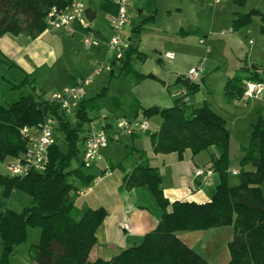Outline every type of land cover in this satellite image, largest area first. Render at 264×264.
Wrapping results in <instances>:
<instances>
[{"label":"trees","instance_id":"obj_1","mask_svg":"<svg viewBox=\"0 0 264 264\" xmlns=\"http://www.w3.org/2000/svg\"><path fill=\"white\" fill-rule=\"evenodd\" d=\"M73 1L0 0V36L24 33L35 37L45 29V19L52 7L68 9ZM244 1L232 0L238 5ZM96 9L114 15L117 6L114 0H88L85 17L91 21ZM235 16L230 23L232 30L248 26L253 17H258L261 21L259 31L264 34V12L252 8ZM141 28L142 24L132 29L133 40L120 59L121 74L134 76L136 82L155 78L153 74H141L132 68V58L142 59L144 56L135 41ZM246 72L251 75L242 77ZM110 74L114 76L113 70ZM244 78L264 81V65L261 73L243 66L227 78L223 97L228 104L241 95ZM176 80L182 81L189 93L198 89V84L183 77ZM26 83L23 80L11 88L20 89ZM102 94L103 91L89 99L80 98L74 115L75 127L70 126L66 115L56 105L49 104L43 94H36L34 87L32 92L21 93L15 102L0 107V160L21 157L26 148L21 129L37 125L47 115H54L56 130L63 131L68 144L66 153L61 152L56 142L48 148L49 161L43 170H32L24 176L0 173V190L4 197L13 190L31 197L30 206L19 212L0 201V264H11L9 257L25 241L29 227L39 229V240L29 247L28 253L31 261L38 264H210L182 242L179 234L220 226L232 228V237L227 243L230 257L226 264H264V115L251 125L248 147L243 149L240 169L233 175L237 181L232 183L228 173L230 132L225 119L208 104L186 113L184 97L176 99L170 107L142 109L146 118L160 117L158 129L149 134L152 150L154 153L176 152L180 155L185 149L195 154L215 146L219 155L210 159V168L219 179L215 192L205 203L173 201L169 204L160 189V174L139 154L141 158L124 173L120 188H148L162 208L160 220L145 234L141 243L122 249L109 260L88 259L96 243V232L107 212L103 207H97L87 208L79 214L71 194L78 190L74 180L88 186L96 178L86 172L87 168L78 157L80 144L83 146L87 136H83L87 131L85 124L91 122L88 112L96 109V98ZM132 153L133 150H129L123 160ZM73 160L77 162L74 167L71 165ZM117 166L122 167L123 162ZM169 205L170 209H167Z\"/></svg>","mask_w":264,"mask_h":264},{"label":"crops","instance_id":"obj_2","mask_svg":"<svg viewBox=\"0 0 264 264\" xmlns=\"http://www.w3.org/2000/svg\"><path fill=\"white\" fill-rule=\"evenodd\" d=\"M97 12L98 11L96 10L95 17L91 21L89 19L88 20L91 22L93 27L92 29L95 30L98 37L101 39V43L98 47L92 48V51L88 49L86 51L87 53H83L82 56L84 57H80L78 55L79 49L77 44L80 42L81 35V32L78 31V29L77 32L72 35H69L62 30H53L45 27V29L35 37L28 36L24 33L19 35L4 34L0 36V107H6L18 99L19 95L23 92L22 89L25 88V86H23L22 89H12L11 87L12 85L18 84L23 80L27 81L26 86L30 88V92H32V87H34L35 93L37 94L36 90L37 86L39 85V80L43 78V73L39 75V72L44 69L46 73H48L49 70L52 71L56 66H58L61 61L66 63L67 58L71 59L70 56L72 53L76 55V59L73 62V68L76 69V67L80 64L84 69L82 72H80L81 75L77 76L74 74L73 69L69 70L70 67L68 69L64 68L66 71V77H68L67 82H64L62 86L56 88V90L73 85L79 78L88 75L99 61L100 58L97 59V57L103 55L104 58L102 60L106 58L107 61H110L112 54L109 52L105 41H107L112 34L109 27V19L111 15L101 11V14H103L105 19L101 17L99 22L95 25L94 19L98 16ZM256 19L259 18L253 17L251 22H256ZM260 25L261 21L260 23H256L259 33L258 39L260 40V46H255L254 48H250V50H245L244 52L241 51V53L245 55L244 60L240 58L238 59L240 62L237 65H234L233 63L230 64V69H234V72H232L231 76H233L237 70L243 66L252 69L251 65H254L255 68L252 69L253 71L257 73L262 72V65H264V34H261L259 31ZM249 26L250 25L245 26L242 29L246 28L244 30H248V28H250ZM122 28L121 36L123 38L125 37L124 39L128 38L129 36L132 38V29L134 27L128 28L126 25H124ZM212 34L210 35L211 38L216 40V36L214 33ZM77 35H79L78 43L77 40H75ZM125 41H129L131 43L130 40ZM250 41L251 40H248V43H250ZM239 44L240 43L238 42V46ZM137 48L138 51H140L138 43ZM241 49L243 48L241 47ZM241 53L238 58L242 57ZM120 68L121 63L115 62V66L112 68L114 76H112L110 73H104L106 74L105 77H101L99 81H93V83H90L82 91L80 98L82 100L89 99L99 93L95 92L94 94L89 87H95L97 84L100 85V83H107L106 86H102L103 88L101 90V92L103 91L102 96H106V98H103V100H106L104 106H101L96 100V110H91L88 112L91 122L88 123L89 126L86 127L87 131L83 133V136L93 130L92 128L99 129V127H101L100 129H105L107 133H112L116 126L112 127L111 123L106 121L110 116L112 119L117 118L116 121L120 119L131 120L135 118L145 120L149 125V132L130 136L122 135L119 139L113 140L115 143L112 145L108 143L105 148L101 149V158L96 161V164H94V162L89 167V169L93 168V171H89L88 173L96 177L89 184V187L86 188L84 186H79L80 183L78 181H73L78 190L73 191L71 194V199L73 195L77 196L72 201L78 208L79 214L87 208L94 209L97 207H103L107 212L103 222L97 230L98 232H96V243L89 253L88 259L90 260H95L98 258L109 260L111 257H113V255L117 254L122 249L141 243L145 234L154 229L160 220V215H162L163 212L162 208L158 205L157 201L148 188L134 187L130 190H123L120 188L121 179L124 173L129 171L132 165L141 158L139 154H142V158L145 159L147 163L154 167L160 174V189H162L163 195L168 199L169 204H171L173 201H193L196 203H205V201L208 202L215 192L216 185L218 184L219 179L217 173L215 172H213L210 179L206 181L200 180L193 174L197 168H209L211 166L210 159L213 156L217 157L219 155V151L215 146H210L207 149H203L202 151L195 154H193L190 149H185L180 155L176 152H171L168 154L154 153L152 150L149 134L158 129L160 117L155 115L150 118H146L144 115H142V109L152 106H157L160 108L170 107L173 105V103H175L176 99L181 98L183 94L186 93V113H188L194 107L208 104V106H210L213 111H215L224 119L225 117L229 119V117L233 116L235 118V122H232L233 128H236L238 123L242 121L243 124L249 125L250 132L251 125L260 115H264V101L260 99H253L242 105H232L231 102L228 104V102L225 101L223 97V87L227 78L231 76H225L226 79L222 84L221 97H214L210 94V92L207 94L202 93L201 95H192L191 97V93L187 91L182 81L176 80L178 77H182V74L178 71L175 72L177 77L174 79L176 80V83H179L177 86L178 89H176L173 94L169 93V95H164L161 98L155 96L152 92H147V96L133 95L126 97L125 92L121 91L120 87H123L125 84L126 86L140 84L144 80L139 82H136L135 78H130L127 80L130 75L129 77L122 75ZM191 68L193 67L191 66L189 70ZM217 69H219V65L214 66L213 71L207 76L202 75L197 79L190 78L188 76L189 74L187 73L183 75L185 76L183 79L188 80V82L198 84L197 92H199L200 89H202L206 84L210 90L211 80L213 79L214 81V77H216L217 73L219 72ZM13 70L18 71L20 75H23V77L20 79L16 74H11V71ZM250 75V72H246L242 77H249ZM119 81L121 83H119ZM113 83L118 84L115 87H119V90L113 91ZM237 108H241V110L242 108H245V110H237L236 112L235 110ZM117 114H119L121 118ZM74 115L75 112L66 115L67 120H69V116H73L74 118ZM101 117L104 121L101 120ZM226 119L225 124L227 122ZM229 120L232 121L231 118ZM230 144L231 139L229 140L228 167V173L231 178L233 176L232 172L235 171L237 173L239 171L238 168L240 167L235 168L233 166V159H231L232 146ZM247 147V144L242 146L239 149L237 156H235V162L238 163V165L240 158L243 155V149ZM82 148L80 158L82 156ZM129 150H133L131 158L129 157L123 160ZM106 156L109 159L113 158V162H110L111 164L124 161L123 166L120 167L121 170L114 171L113 174H110L109 171L106 170V166L108 164V162L105 160L107 158H104ZM98 171L101 173L104 172V177L99 176V174H95V172L97 173ZM0 191L2 192V190ZM14 193L16 194L17 190H13L11 194ZM17 196H19V202L17 201L15 204H11L10 201L7 204V208L16 211L18 207L21 209V207L23 208L28 205L30 206V195L20 192L17 193ZM167 209H170V205L167 207ZM123 221L128 222L129 230L120 228V223ZM204 231L206 230L184 232L179 234V237L181 238L182 242H185L199 255L201 253L205 254L208 252L195 250L192 246L195 245L194 243H196V241L200 242L202 240L203 235L201 234ZM209 242L210 244L213 243L212 239L209 240ZM211 246L212 245H209V247ZM214 247L217 248L219 253L221 249L226 247V245L223 244L222 246V244L219 243L214 244Z\"/></svg>","mask_w":264,"mask_h":264},{"label":"rangeland","instance_id":"obj_3","mask_svg":"<svg viewBox=\"0 0 264 264\" xmlns=\"http://www.w3.org/2000/svg\"><path fill=\"white\" fill-rule=\"evenodd\" d=\"M81 1L85 5L88 3V0ZM252 8L264 11V0H245L243 4L239 5L238 3L232 2V0H220L217 4L212 0H130V7L127 9V20L125 25L128 28H131L142 24V28L139 30L138 37L135 41L138 43V47L144 55L142 59L132 58V68L141 74H153L155 78H145L140 84L127 86L125 84L123 87H120V90L125 92L126 97L133 95L147 96V92H152L155 96L162 98L164 95H169V93L173 94L174 91L178 89L177 86L179 83H176V80H174L177 77V74L175 73L176 71L180 72L182 77H185L183 75L189 72L188 70L191 66L196 67L199 63H202L201 65L203 66V71L201 76H207L213 71V67L216 65H219V69H217L219 72L216 77H214V81L213 79L211 80L210 90L206 84V87L204 86L199 92H191V97L192 95H201L202 93L207 94L208 92H210V94L214 97H221L222 84L226 79L225 76H231L232 72H234V69H230V64L233 63L234 65H237L240 62L238 60L240 58L244 60L245 55H243L241 51L244 52L245 50H250V48L252 49L255 46H260V40L258 39L259 33L256 26V23H260L259 19H256V22H251L252 24H249L250 28H248V30H244L246 28L242 29L239 27L235 31L228 32V29L231 27V21L234 17H236L235 14L246 13ZM96 10L98 11V16L94 19L95 25L99 22L101 17L105 19L103 14H101V11L98 9ZM150 16L153 17L150 18ZM212 33L216 36V40L211 38L210 35ZM78 37L79 35L75 37L77 43ZM121 38L122 40L132 41L133 33L132 38L131 36L126 39L122 36ZM81 39L82 35H80V42L77 44L79 49L78 55L80 57H84L82 54L87 53L86 51L88 49L83 47ZM199 39L204 40V43H200ZM248 40H251L250 43H248ZM238 42L240 43L239 46ZM241 47L243 49H241ZM89 49L91 51L93 50L92 48ZM166 52L174 53V58L171 60L167 59L165 56ZM240 53L242 57L238 58ZM70 57L71 59L67 58L66 63L61 61L58 66H56L52 71L49 70L48 73H46L44 69L39 72V75L43 73V78L39 80V85L36 90L37 94L43 93L44 96H47L50 93H53L56 88L61 87L64 82L66 83L68 77H66V71L64 68L68 69L70 67L69 70L73 69L75 75H81L80 72H82L84 68L80 64L76 67V69L73 68V62L76 59V55L72 53ZM98 58H100L99 61H102L104 57L101 55L100 57H97V59ZM91 73L92 71L84 77L89 76ZM11 74H16L20 79L23 77L22 74L20 75L19 72L15 70L11 71ZM105 76L106 74L93 76L91 83H93V81H99L101 77ZM130 78L134 79V76L130 75L127 80ZM120 81L119 83H121ZM106 84L107 83H100V85L97 84L95 87L89 88L94 94L95 92L100 93L103 88L102 86H106ZM117 85V83H113V91L119 90V87H115ZM22 88L23 87H21V89ZM22 91V93L26 95V93L31 90L25 85V88H23ZM103 98H106V96H98L96 98L101 106H104L106 101L103 100ZM237 110L244 111L245 108H242V110L241 108H237L235 111L237 112ZM119 114L117 115L120 116ZM226 118L227 117H225V119ZM230 118L232 121L229 120ZM116 119L117 118L112 119L110 116L106 121L110 122L112 127H115L116 122L118 121H116ZM229 119H226L227 122L225 125L230 131V145L232 146L231 159H233V166L238 168L240 165L235 162V156H237L239 149L242 146L248 144L249 125L243 124V122L240 121L237 127L233 128L232 122H235V118L231 116ZM101 120H103L102 117ZM69 123L71 127L76 126V121L73 116H69ZM87 126H89L88 123L85 124V127ZM100 128L101 127H99V129ZM92 129L94 131L99 130L95 128ZM64 136L63 131L56 130V145L60 148L61 152L66 153L68 152V144L65 141ZM109 143L112 145L115 142L111 140ZM81 148L82 146L80 144V149ZM129 157L131 158V155H129L128 158ZM78 158L80 159V155ZM104 158H107L105 159L108 162L106 170H108L110 174H113L114 171L121 170L120 167L117 166L119 162L111 164L110 162H113V158L109 159L107 156ZM14 161L15 160L12 157L0 160V173L8 175L9 164ZM76 164V160H73L71 165L74 167ZM89 171H93V168H88L86 172ZM95 174H99V176L104 177V172L101 173L98 171L97 173L95 172ZM230 181L235 183L237 179L232 176ZM79 186L84 185L80 184ZM84 187L87 188L89 185ZM20 192V190H17V193ZM0 193V201H3L6 206H8L7 204L10 201L11 204H15L20 200L17 193L10 194L8 197H4L1 191ZM75 197L77 196L73 195L72 200H74ZM17 210L21 211L22 207L21 209L18 207ZM201 235H203L202 240L200 242L196 241V243H194L195 245H192L193 248L195 250H200L201 252H208L205 254L201 253L200 255H202V257L210 264H226L230 257L226 243L229 242L232 237V228L229 226L209 228ZM211 239L213 243L210 244L209 240ZM38 240L39 229L29 227L27 229L25 241L18 245L14 253L10 255V263L34 264V261H31L28 257V253L29 247L36 244ZM219 243H221L222 246L223 244L226 245V247L221 249L218 253L214 244ZM209 245L212 246L209 247ZM1 251L2 244L0 242V255Z\"/></svg>","mask_w":264,"mask_h":264},{"label":"built area","instance_id":"obj_4","mask_svg":"<svg viewBox=\"0 0 264 264\" xmlns=\"http://www.w3.org/2000/svg\"><path fill=\"white\" fill-rule=\"evenodd\" d=\"M219 3L220 0H212ZM117 6L116 14L111 15L109 19V27L111 29L110 38L105 41L109 52L112 54L110 61L106 58L98 61L87 77L79 78L75 84L58 89L45 97L49 104L56 105L65 115L75 112L78 108L82 91L91 83L93 76L110 73L115 66V62H120L124 51L129 47L130 42L122 40V27L126 24L127 9L130 6V0H114ZM86 5L79 0L73 1L68 9H56L52 7L46 16L45 25L49 29L62 30L72 35L78 31L81 32V43L84 48H95L101 43L91 22L85 17ZM77 25V26H76ZM77 27V28H76ZM232 29L229 28L228 32ZM204 43V40H200ZM165 56L169 59L174 57L173 53L167 52ZM202 63L189 70V77L197 79L203 71ZM242 93L240 96L231 100L232 105H242L253 99L264 101V81L251 80L244 78L241 85ZM186 101V93L183 94ZM57 120L54 115H47L41 122L34 126H25L21 129V133L26 139V148L21 157L15 158L14 162L9 164V174L11 176H24L32 170H43L48 164V148L55 142ZM149 132V125L145 120L138 118L126 120L120 119L116 122L115 130L107 133L105 129L91 130L83 143L81 161L85 168H89L94 162L101 158V149L105 148L109 141L117 140L122 135H134ZM195 177L202 181L210 179L213 174L212 168H197L193 173ZM233 175L237 173L232 172ZM120 228L129 230L127 221L120 223Z\"/></svg>","mask_w":264,"mask_h":264},{"label":"water","instance_id":"obj_5","mask_svg":"<svg viewBox=\"0 0 264 264\" xmlns=\"http://www.w3.org/2000/svg\"><path fill=\"white\" fill-rule=\"evenodd\" d=\"M251 68L254 69L255 66L254 65H251ZM34 264H38L36 261H34Z\"/></svg>","mask_w":264,"mask_h":264}]
</instances>
